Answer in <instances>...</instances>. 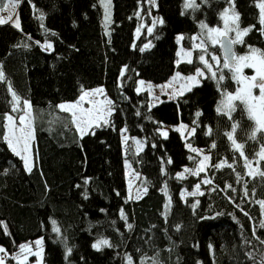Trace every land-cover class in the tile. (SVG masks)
<instances>
[{"label": "trees", "instance_id": "16d2710c", "mask_svg": "<svg viewBox=\"0 0 264 264\" xmlns=\"http://www.w3.org/2000/svg\"><path fill=\"white\" fill-rule=\"evenodd\" d=\"M5 1L0 0V7ZM263 1L233 0L240 29H252L243 43L235 44L236 55L250 48L264 53ZM195 3L199 7L185 9V0H155L154 5L112 0L107 33L99 0H21V29L0 25V64L6 78L0 91H7L10 106L9 112L2 111L0 103V221L8 232L0 228V246L10 264H27L15 258L19 246L38 238L44 240L43 264H128L129 256L133 264H260L264 259V210L256 203L264 200V177L259 175L264 160L258 156L264 130L251 138L256 124L240 101L234 102L230 118L217 112L223 93L235 91L238 84L223 68L220 45L204 36L200 22L220 27V13L230 6L227 0ZM198 39H205L208 56L211 51L221 60L217 79L221 74L225 78L219 86L209 73L190 91L157 104L148 91H136L141 78L161 83L177 72L195 73L203 65L198 59L202 51L194 49ZM145 45L149 47L141 51ZM181 47L195 51L191 63L180 59ZM9 83L34 110L31 172L3 139L6 116L13 112ZM97 87H105L112 113L107 124L81 136L71 113L58 106ZM181 124L188 127L176 131ZM194 126L196 132L189 135ZM164 127H170L167 138L157 131ZM123 128L145 141L141 151L130 141L123 143ZM229 132L244 146L243 156L233 149ZM187 144L210 160L199 176L179 179L177 173L197 167L202 159ZM245 157L259 170L254 175L248 174ZM126 160L147 188L139 198L130 195ZM225 160L233 167H214ZM204 179L212 183H201ZM197 183L203 195L181 197ZM100 239L112 246L97 250L93 245Z\"/></svg>", "mask_w": 264, "mask_h": 264}, {"label": "snow or ice", "instance_id": "6c2138e0", "mask_svg": "<svg viewBox=\"0 0 264 264\" xmlns=\"http://www.w3.org/2000/svg\"><path fill=\"white\" fill-rule=\"evenodd\" d=\"M21 2V0H9V4L11 5L12 9H15L18 4ZM104 2V0H102ZM150 4H155V0H148ZM229 3V8H226L222 13H220L221 19L223 21V30H221L220 27H209L207 24H205L203 21L200 22V28L202 30V33L204 36L211 41L212 44H219L221 48L224 49V63L223 68L229 69V71L232 72V79L237 82L238 85H241L237 88L235 94L233 93H223L224 98L220 101V104L217 106V112L221 113L224 112L229 115V118L231 116V111L235 110V101H240L245 109L248 112L249 118L253 121H255L256 127L253 129V132L251 134V138H255L256 132L264 130V53H260V50L250 48V55L245 56H236L235 53L232 52L231 45L237 44V43H243V37L247 35L249 31H251V28H245L240 29L239 27V13L235 11L233 0H227ZM111 3V0H107V3L105 4V27L107 28L108 23L110 22V13L108 11V7ZM34 7V5H33ZM185 9L188 8H197L199 5L195 3V0H185L184 4ZM8 8V4L3 5L0 7V12H3ZM261 8V17H260V23L264 25V4L260 5ZM231 9V15H229V10ZM40 18H43V14H41ZM159 23H163L162 18L158 20ZM5 23H12V25L17 28L21 29V24L18 16L13 19V15L11 12L7 15V18H4L0 16V25H3ZM235 32V38L229 37L230 32ZM262 32H264V29H261ZM137 32L139 33V29H137ZM149 32H151V29H149ZM224 38H227V43L224 42ZM178 39H182V37H178ZM192 40H196L197 37H190ZM39 43V42H37ZM43 47L51 48L50 44H45ZM149 45H145L144 48H141V51H144L146 48H148ZM196 47L201 48L202 53L199 56V59L204 64V70L197 69L196 74L193 76H189L186 78H181L180 73L177 72L176 75L173 77V81H175L177 78L186 79L188 81H194L196 83L199 82L198 77H203L205 75V71L210 72V78L213 80H216L217 86H219V82L224 80L223 74L219 76L217 79V73L215 71H212L213 65L209 63V61L205 58L206 55V47H205V39H201L200 43L196 45ZM259 53V55H257ZM188 56H191V52L187 53ZM211 60L216 61L217 64H219V58L216 56H212ZM191 63V60L188 61ZM179 63V61H178ZM244 68H252L255 70V74L252 76H245L244 75ZM126 71V67L124 69ZM123 75V72H122ZM5 75L3 72V65L0 64V81H4ZM144 81H139L140 85H144ZM171 81L169 82V85L160 86L162 89L170 87ZM9 91L11 92L12 101H13V107L12 111L22 110L23 115L19 116V128L16 126V121L14 120L12 115H7L6 119L8 121L7 129L8 134L3 137L4 141L7 143L10 150L16 155L19 156L23 162L25 169L29 172H31L33 167V161L31 157V141L34 140V130L32 127V105L29 100H23V109H19V105L21 103V98L16 94L15 91L11 89V84H8ZM152 86L149 84L148 89L151 90ZM253 89L259 90V97H256L253 95ZM187 90H191V85H189ZM96 93L103 92V89H96L94 90ZM137 92L141 91V88L136 89ZM90 95V93L85 92L79 100L75 104H61L58 107L61 110L68 111L71 113L73 122L75 123L77 129L79 130L81 136L87 134L88 129L91 125L102 119V117L99 115V112L101 109H97L96 112H93L92 109H85L80 106L81 102L84 101L85 97ZM88 103H93L92 100H89ZM108 107L104 109L103 111L106 112L107 115L111 114V101H107ZM139 115V113H137ZM201 115V113L197 112L196 117L198 118ZM151 119V117H149ZM103 123L107 124L108 120L103 119ZM195 125V121L193 122ZM96 126H99L98 123H96ZM188 126L181 124L179 128H176V131H181L182 129H186ZM237 125L234 123L232 125V132H235ZM126 131V129H125ZM157 131L163 135L165 138H167L168 133L167 131H162L161 128H158ZM196 132V127H192L189 131V135H192ZM232 132H229L227 134L228 139L232 141V147L234 150L239 151L240 155L243 156V145L240 143H237L233 139ZM211 133V129H208V134ZM94 134V133H93ZM127 140V137H125ZM136 143L139 145L141 142L136 141ZM155 147V145H153ZM187 147L193 152V153H201L202 150H198L197 148L192 147L191 144H187ZM212 148H215L216 145L213 143L211 145ZM258 156L260 159L264 160V148H262L261 152L258 153ZM190 159H196L195 157H189ZM210 157L208 155H204L202 159L197 161V168L195 170L185 168L183 172L177 173V178L183 179L185 178L184 174L189 173L191 175L199 176L200 173L205 172L206 170V161H209ZM168 163H171V158L168 159ZM229 167L232 168L233 165L230 163H227V161H221L220 163L214 165L216 168L221 167ZM245 167L248 169V174L254 175L256 172H258V169L252 168V162L248 160L247 157H245ZM239 177V174H237ZM259 175L261 177H264V172H259ZM239 182V180H238ZM203 184H211L212 181L209 179H204L201 181ZM201 183H197L194 188L195 190L192 192H181V197L185 198L186 196H198L203 195L204 193L200 191ZM229 188H231V185H228ZM162 191H165L166 193V186L165 189H162ZM215 191V189H213ZM144 192H147V188H144ZM247 188L245 187V195H247ZM86 195V194H85ZM139 198V196H137ZM171 198L169 197L168 204L165 205L166 208L170 206ZM258 203L262 210H264V200L256 201ZM199 204V200H197L195 203L191 205L192 209L195 210L196 207ZM239 207V206H237ZM243 211V209H241ZM220 215V214H218ZM247 215V213H245ZM121 218L127 220V217L124 216L123 212H121ZM235 218V217H233ZM202 219H207L203 218ZM53 225H55V221L52 222ZM127 227L129 229L132 228L131 224H128ZM260 227L264 228V220L260 222ZM0 228H3L5 234H8L7 232V226L4 224V222L0 221ZM53 231L59 233L60 229L58 227H53ZM262 244H264V241H261ZM37 246L42 245L41 240H37L35 242ZM102 246L111 247L112 245L107 239H100L93 245L94 248L97 250L101 249ZM211 247V246H210ZM20 252L17 254L15 258H19V256L24 255L26 252L30 253L32 255H35L37 257H40L41 259L37 260V264H42V249L39 251H36L34 253L31 252V247L28 244H21L19 246ZM6 252V249L3 247H0V253ZM68 252H71V249H68ZM250 257H252V253L248 254ZM27 255H24V259L27 260ZM128 264H133L132 258L129 256L128 258ZM252 259H255V257H252ZM0 264H5V260L2 256H0ZM260 264H264V259L260 261Z\"/></svg>", "mask_w": 264, "mask_h": 264}, {"label": "rangeland", "instance_id": "374dc122", "mask_svg": "<svg viewBox=\"0 0 264 264\" xmlns=\"http://www.w3.org/2000/svg\"><path fill=\"white\" fill-rule=\"evenodd\" d=\"M99 1H100V5H101V8H102V13H103V24L105 26V11H106L105 4L107 3V0H104V2H102V0H99ZM5 4H8L7 10L9 12H11L12 15H14L13 13H15L14 12L15 9H12L11 5L9 4V0L5 1ZM261 4H264V1L261 2ZM108 11L110 13V22L108 23L107 28L105 27V32H107V33L110 32V23H111V14H112V0H111V3L109 5V7H108ZM3 12H5V11H3ZM229 15H231V10H229ZM17 16L18 15H17V12H16V14L13 16V19H15ZM4 18H7V16H5ZM18 18H19V16H18ZM220 28H221V30H223V23L220 26ZM178 37H182V35H179ZM229 37L235 38V32L234 31L230 32L229 33ZM178 40L181 41L182 39H178ZM200 40L201 39L197 40V42L195 43L194 49L202 51L201 48L196 47V45L200 43ZM205 47L207 48L206 42H205ZM189 52H191V56L187 55V53H189ZM194 53H195L194 50H186V49H183L181 47V49H180V59L184 60V61H189V60L192 61L194 59ZM201 54H203V53H201ZM245 55H250V52L246 53V54H242V55L241 54H237L236 56H245ZM257 55H259V53ZM199 56H198V59H199ZM212 56H216V57L219 58L218 55H215L211 51H210V55L209 56L206 53L205 58L209 61V63H211L213 65L212 71L218 72L219 68H221L220 67L221 60L219 58V64H217L216 61L211 60ZM198 69L204 70V64L201 67H199ZM247 69H250L251 71H248ZM243 72H244L245 76H252V75L255 74V70L252 69V68H244ZM209 73L210 72L205 71V75L203 77H198V80H199L198 83H196L194 81H188L186 79H181V78H186V77H189V76H193V75L196 74V72L191 74V75H184V74L180 73V77L181 78H177L175 81H173V78H172L171 80H168V81H165V82H161V83H156V82H153V81H150V80H145V79L141 78V79L138 80L137 88L138 87L141 88V91L142 90L148 91V93L151 96L152 103L153 104H157V103L161 102L164 99H172V98H175L177 96H180V95L186 93L187 91H189V90H187L189 85H191V89H192L194 86L200 84L202 78L207 76ZM141 80L145 82L144 85H140L139 84V81H141ZM170 81L172 82L170 87L163 88V89L160 87V86L169 85ZM149 84L152 86L151 90L148 89V85ZM240 86L241 85H237V88L240 87ZM237 88H236V90H237ZM96 89H103V92L96 93L94 91ZM236 90L235 91H231V92L227 91L226 93L235 94ZM6 92L7 91H5V92L4 91H0V103L1 104L3 103V105H4V108L2 109V111H8L9 112V110H10L9 101H8L9 100V95ZM85 92L90 93V95L85 97L84 101L81 102L80 106L85 108V109H92L93 112H96L97 109H101V111L99 112V115L102 117V119H100L96 123H98V124L103 123V119H107L109 121V118H110L111 114L107 115L106 112L103 111L104 109H106L108 107L107 101H111L110 98L107 95V91H106L105 87H97V88H94V89H91V90H87ZM253 95L256 96V97H259V90L258 89H253ZM89 100H92L93 103H91V104L88 103ZM77 101H75V102H66V103H62V104H66V105L67 104H75ZM18 107H19V109H23V102H21ZM110 107H111V113H112V101H111V106ZM31 112H32V118H33V112H34L33 107L31 109ZM9 114L13 116L14 120L16 121V126H17V128H19L18 118H19V116L24 114L23 111L22 110H17V111H13L12 113H9ZM96 123L91 125L90 128L88 129V131H90L93 127H95ZM7 125H8V121L6 120V132H5V135L8 134ZM32 127H33V119H32ZM125 129L126 128H123L122 131H121L122 132L123 143L127 144L130 141V143L133 145V148L135 149L136 152L137 151H141L144 148V146H145V141L143 139L139 138V137L131 136L128 133L127 130L125 131ZM169 129H170V127H164L162 129V131H167V133H168ZM33 130H34V127H33ZM34 137H35V131H34ZM125 137H127V140L125 139ZM34 141H35V138H34L33 141H31V157H32V161H33V167L35 165ZM136 141H140L141 143L138 145L136 143ZM201 154H202V158H203V156L205 155L203 153V151L201 152ZM208 162L209 161L205 162L206 167L208 165ZM196 168L197 167L189 168V169L195 170ZM125 170H126V178H127V184H128V187H129L130 195L133 198H137V196L141 197L143 195V193H144L145 186L143 185L142 181H140V177H139L138 173L133 169V167L131 166V164H130V162L128 160H126V162H125ZM184 175L185 176H189L191 174L185 173ZM37 240H41L42 241V245L37 246L35 244V242ZM37 240H35L34 242L29 243L28 245H30L32 253L42 249V264H43L44 263V240H43V238H38ZM0 247H2V246H0ZM24 255H27V257H28L27 260L24 259ZM24 255H21L18 258V262L27 263V264H37V260L41 259L40 257H37V256L32 255V254L27 253V252ZM0 256H2L4 258L5 264H10L7 261V257L5 255V253H0Z\"/></svg>", "mask_w": 264, "mask_h": 264}, {"label": "water", "instance_id": "95a60500", "mask_svg": "<svg viewBox=\"0 0 264 264\" xmlns=\"http://www.w3.org/2000/svg\"><path fill=\"white\" fill-rule=\"evenodd\" d=\"M224 42L227 43V38H224ZM231 49H232V52L235 53V55H236L235 44L234 45H231ZM220 50H221L222 56L224 58V49L220 47Z\"/></svg>", "mask_w": 264, "mask_h": 264}, {"label": "crops", "instance_id": "0c3cea01", "mask_svg": "<svg viewBox=\"0 0 264 264\" xmlns=\"http://www.w3.org/2000/svg\"><path fill=\"white\" fill-rule=\"evenodd\" d=\"M17 10H18V6L15 8V11H14L15 13H13L14 15L16 14ZM4 11L7 12V13L9 14V11H8L7 9L4 10ZM14 15H13V16H14ZM17 15H18V12H17Z\"/></svg>", "mask_w": 264, "mask_h": 264}, {"label": "built area", "instance_id": "2783aa9c", "mask_svg": "<svg viewBox=\"0 0 264 264\" xmlns=\"http://www.w3.org/2000/svg\"><path fill=\"white\" fill-rule=\"evenodd\" d=\"M7 15H8L7 12H0V16H2V17H5V16H7Z\"/></svg>", "mask_w": 264, "mask_h": 264}]
</instances>
